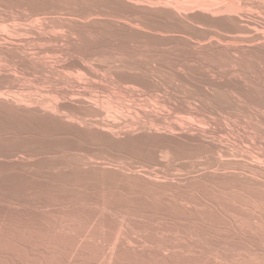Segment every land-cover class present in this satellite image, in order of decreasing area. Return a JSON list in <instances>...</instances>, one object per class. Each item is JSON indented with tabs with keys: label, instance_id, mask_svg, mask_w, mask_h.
I'll use <instances>...</instances> for the list:
<instances>
[{
	"label": "bare ground",
	"instance_id": "6f19581e",
	"mask_svg": "<svg viewBox=\"0 0 264 264\" xmlns=\"http://www.w3.org/2000/svg\"><path fill=\"white\" fill-rule=\"evenodd\" d=\"M52 4H54V3H52ZM30 11L35 13L33 16H36V18L34 17V19H36V21L34 20L35 23L33 24V21L29 20V21H32V25H29V23L27 24L29 26L21 25V23L24 21V18H22V17H21L22 18L21 20H23V21H21V23L18 22V24H20V25H12L11 23L4 22L5 20L3 21V19L0 20V115H3V117H2L3 119H5V120L7 119L5 121V123H7L8 126L14 127L11 125H15V124H17V126H19L20 122L23 125V123L27 124L28 122L34 120L35 125L40 124L41 127L44 126L46 128L45 132H47L48 127H53V128H48V132L50 129H52V130L59 131L58 132L59 134L57 133L58 135H60V132L63 135H68V136L71 135V137L73 136L75 139H77L74 141L80 140L79 142H81V140H82L81 143H83V144H81V145H83V146L85 144L84 143L85 139H83V136H81V135H83V133H86L89 136H91L92 141H95L96 142L95 144L98 143V146L96 145L98 147V151H94L93 149L87 150V149H83V148H82L84 151L83 153L79 152V154H78L75 151L74 153H76V155H78L79 158L76 157L74 154V156L76 158H78V160H76L77 162L76 161H74V162L77 163L76 165L85 175H87L86 173L90 172V171H94L95 173L97 171L105 173L106 169H104V167L112 166L113 171L116 174L115 178L118 181L117 182L114 181L115 183H112L111 181L108 180V178L104 179V180L102 178L97 180L102 175L96 179L95 178L96 174L94 176H92V178L94 177L93 180H90L91 177H89V176L91 174L87 175V177H89V178H86L84 176L78 178L77 176L79 175V173L78 174L76 173L77 175H74L75 173H73V175H74V177L75 176L77 177V180L79 181L78 184H80V181H82L84 179L87 181L85 183H89V182L92 183L91 186H93L94 189H98L100 191V193H102V194L106 193V192H109L110 194L124 193L126 195L140 194L142 196L144 195L146 197L147 196L150 197L148 199H151V198L156 199V197H158L160 195H162V196L167 195V193H169V191L171 193L172 192L174 193V189H175L174 194H176V190L183 192V190L185 191V189L188 188V187H186V185H188L189 180L186 177H189V175L186 174V172L184 173V174H186V177L183 173H182V175H184V176L182 177V175H181V177H180V175L179 176H174V175L170 176L169 174L172 170L170 171L169 169H167V172H168V170L170 171L169 174H167L163 171L165 168H168L169 163L166 164L167 166L163 165L165 168L163 169V167H162V170H161V169H158V167L156 168V166L153 167V166H150L149 164H148L149 166L143 165V164H141V161L136 162V161H138L136 159H134V162H133V160L130 161L128 159L130 156L136 157L135 155H137L138 153L141 154L143 149H145L144 144L148 145L147 143H149V145L146 146L147 147L146 149H148V150H146V149L145 150L148 152H152V153L157 152L155 154H158L157 155L158 159H160V156H161L162 157L161 160L164 159V157L166 158L167 155L171 154L170 151L174 155H176L173 151L181 152L182 149L184 148V146L186 147V146L192 145L194 143H195V145L198 144L199 146H201L200 151H201L202 146H204L205 147L204 149H206V150H208L210 148L218 154L217 161L215 160L217 162V164H214L216 166H214V168L207 166L208 168H211V170H212V171L210 170L211 171L210 173H212V175H213L212 182H214L213 179L217 180V178L215 176H217V177L219 176V178H221V179L227 176L225 173L227 171V169H226L227 167L222 166L223 165V160H222L223 158L222 157H224L222 153H226V152H224L226 149L224 150L223 146H225L227 144L224 143L225 140H224V142H221L222 139L220 136L222 134L221 133L222 130H226L225 127H223V129H221L222 126L220 124L219 125L221 126V128L219 126L214 127L213 124L211 125V124H209V122H204L201 119H199L200 121L197 120V118H196L197 111L195 113L192 110H189V109H191V107L188 110L186 109L185 115H187V118H184L185 115H183V118H181V115L184 113V112L183 113L181 112L182 114L179 115L180 118L177 117L179 119L176 120L173 117V115H172V117H173L172 118L170 115L165 114V113L164 114L160 113V112L155 113L156 111L154 108L153 109L155 112H152V111L148 110L149 108L146 109V107L140 106V105L136 104L135 102L134 103L132 102L133 103V104L131 103L132 105H129V103H128V105H125V104L121 105L122 98H115L114 99L115 101H117L116 99H121L120 100L121 103H116L115 101H112V98H110L109 95L107 96L106 94L111 93L110 91H112L111 89H113L111 87V85H113V87L115 85H117V87H119V85L121 83L123 84L126 81H129L131 84L133 82L136 83L138 86L143 88L142 91H146V90L157 91L159 86L162 83L160 84L159 81L157 82L155 77H157V76L159 77L160 72H163V70H165V68L174 70V74L172 75L171 78H174V80H177L178 82L181 81L182 84H183V82L188 83L186 81H190V82L195 81V79H197L196 81H198L199 76L198 77L196 76L197 78H195L194 74L188 73L187 71L193 72L195 69H202V70L204 69L205 71L207 70V72H208L207 74L203 73L204 75H202L200 77V78H202V81H203L202 84L204 86H201V84L199 82L195 81L196 82L195 84H197V83L200 84V86L198 85L200 87L199 91L197 90L199 87L198 86L196 87V90L198 91L197 97L202 96L203 98H206V100H208V98L211 99V98H213L212 96L219 94V91L220 92L223 90L225 91L226 90L225 87H226L227 90L224 92V95H221L222 92L220 93V95L222 97L226 96V98H227V96H228L230 99L236 100V101H234V100L233 101L236 102V104L238 103V105L243 104V103H239L240 101H242V102L245 101V103H247V102H250L253 100H256V102L259 101L258 104L260 105V102H264V0H72V4H70V1H69V4H67V5H60V4L59 5L58 4L57 5H48V4L45 5L44 4L41 6H37V8H34V11L33 10H30ZM0 16H2V15H0ZM30 16L32 17V15H30ZM30 16H28V17H30ZM26 18H25V20H27ZM13 20L17 21L18 19H16V17H15ZM13 23H15V22H13ZM221 67L226 68V70H221ZM28 71L36 72V73L40 72V74L45 75L44 76L45 79L42 77H41V79L43 82H44V80H46L47 83L50 85V86H48V84L45 81V83L47 84V87L49 89L48 91L46 90L47 91L46 94H44L45 92L44 93H38V91L33 88V87H35V85L33 83L30 84L31 82H33V81H31L32 79L30 80L31 81L29 83L30 85H26L27 83L25 84L26 78L28 79V77L26 76V73ZM100 72L105 74L106 77H109L108 78L110 80L109 81L110 84H108L109 86L105 85V84H104L105 85L104 86L100 83V81H102L103 77H105V76H103V74L101 75ZM165 72H167V71H165ZM30 75L28 74V76H30ZM36 75H35V77H36ZM43 75H41V76H43ZM35 77H34V79H35ZM106 79H105V81H106ZM162 79H164V78L162 77ZM36 80L37 79H35V81ZM28 81H29V79H28ZM28 81H26V82H28ZM202 81H200V82H202ZM38 84H42V82L38 83ZM126 84H128V83H126ZM193 84H194V82H193ZM31 85H33V86H31ZM137 85H135V86H137ZM160 87H162V86H160ZM35 88H37V87H35ZM41 88H43V87H41ZM120 88H123V87H119V88H115V89H118V91H120ZM129 88H131V87H129ZM142 88H140V89H142ZM189 88H191V87H189ZM2 89L3 90L5 89V90L3 91ZM44 89H46V88H44ZM137 89H136V91H137ZM140 89H138L137 92L141 91ZM41 90L43 91V89H41ZM183 90H184V88H183ZM196 90L192 93H195ZM39 91H40V89H39ZM102 92L106 93L104 96H107L110 99H106L107 97L102 98V96H103L101 94ZM125 92L127 94L132 93L129 91H125ZM98 93H99V95L101 94V96H99ZM120 93H121V91H120ZM120 93H119V95H120ZM154 93H156V92H154ZM42 94H44V95H42ZM113 94L114 93L112 92L111 95H113ZM137 94L140 95V93H137ZM137 94H136V96H137ZM122 95H123V91H122ZM149 95H151V94H149ZM131 96L134 99L132 94H130L129 97H131ZM221 96H219V98L223 99V101H224L225 98H222ZM115 97H116V95H115ZM126 98L127 97H125V99ZM192 98H193V96H192ZM216 99H218L217 96H216ZM168 100L170 101V99H168ZM228 100L225 99L226 102ZM214 101H216V100L212 99V101H210V102L214 103ZM219 101L220 100L218 99V102ZM233 101H232V103H234ZM163 102H165V101H163ZM163 102H162V105H161V103H159L162 107H163ZM197 102H198V100H197ZM230 102H231V100H230ZM167 103L168 102L166 101V104ZM179 103H182V102H179ZM150 104H152V103H150ZM174 105H175V103H174ZM176 105H177V103H176ZM176 105L174 108L177 111L178 106L180 104L178 106H176ZM185 105H189V104H185ZM202 105H203V102H202ZM212 105L213 104H211L210 107H212ZM222 105L220 103V106H222ZM242 106H244V105H242ZM217 107L218 106L216 105L215 108L217 109ZM249 107H250V105H249ZM215 108L213 110H216ZM241 108H244V107H241ZM245 108H246V106H245ZM181 109H183V107ZM229 109H230V107H229ZM171 110L175 112V110H173V109H171ZM236 110H237V107H236ZM246 110H247V108H246ZM182 111H185V110L183 109ZM199 111H201V110H199ZM168 112L170 114V111H168ZM241 112L243 113V111H241ZM175 114H174V116H175ZM227 114H228V112H227ZM218 115H219V112L217 113V116ZM223 115H225V114H223ZM217 116H215L216 119L219 117L221 118V115H219L218 117ZM248 116H249V114H248ZM202 118H203V116H202ZM3 119H1V120H3ZM209 119H211V117ZM219 119L217 121H220ZM223 119H225V117ZM236 119H237V117H236ZM254 119L256 120V117H254ZM254 119H253V121H254ZM260 119H261V116H260ZM207 120H208V117H207ZM207 120H205V121H207ZM263 120H264V118H263ZM263 120H261V121H263ZM258 121H260V120H258ZM258 121H255V123ZM17 122H19V123H17ZM36 123H38V124H36ZM230 123H232V122H230ZM238 123H240V122H238ZM255 123L253 125L257 124V123L255 124ZM260 123L262 124V122H260ZM260 123L258 122V124H260ZM33 124L34 123H32L31 125H33ZM25 125H23V127ZM27 125H30V124H27ZM227 125H228V123H227ZM261 126L263 128L264 125L262 124ZM25 127L27 128L28 126H25ZM33 127H35V126H32V129H33ZM41 127H40V129H41ZM35 128H37V127H35ZM45 128H44V130H45ZM233 128H235V125ZM243 128H244V126H243ZM19 129L18 130L15 129V132L16 131L19 132ZM29 129H28V131H29ZM253 129H255V128L253 127ZM22 130H20V131L22 132ZM41 130H43V129H41ZM227 130H229V129H227ZM12 131H11L12 134H16V133H14V129ZM40 132H42V131H40ZM226 132L231 133L230 130L226 131ZM237 132L239 133V131H237ZM22 133H25V132L23 131ZM34 133L30 132V134H33V136H30V134L28 135V136H30V139H31V137H33L31 140H29V138H27L28 140L26 139V137H27V135H25L26 133L22 134V135L26 136L25 137L26 141H24V144L25 145L27 144V146L20 145L21 148H19L18 150L17 149L12 150V153H10L9 155L7 154L9 152L8 151L6 153L8 156L7 159H9L11 157L10 159L13 158V161H14V160H16L14 158L17 157V158H22V160H24L25 163H29V162H32L33 160H35V158H37V156L40 157L41 154L47 153V155H48L49 151L46 152V150L44 149V148H46V146L43 148L46 140L43 141V139H40V141L42 140L44 143L42 142L43 145L41 146V144H42L41 143L39 146L38 145L39 143L36 144L34 141H32L34 138H36ZM44 133H43V135H41L39 133H35V134L44 136L45 135ZM51 133H50V135L52 136ZM225 133H224V136L226 137L227 133L226 134ZM252 133H255V134L252 135ZM231 134H233V133H231ZM22 135H21V137H22ZM237 135H235V136H237ZM19 136H20V134H19ZM19 136H18V138H19ZM228 136H232V135H228ZM45 137H47V135H45ZM66 137L67 136H65V138ZM71 137H67V138L72 139ZM84 137L86 138L87 136L84 135ZM227 137H226V139H227ZM240 137H242V136H240ZM249 137H253L255 139V140H253V139L251 140V141L255 142L254 143L255 145L264 144V129H261L260 125H259V127L256 126L255 131L252 132V130H251V134ZM218 138H220V139H218ZM141 139H143V140H141ZM228 139H232V140L234 139V141L236 140L233 137L228 138ZM237 139H240V138H237ZM246 139H250V138H246ZM90 140H91V138H90ZM232 140H231V142H232ZM92 141H88V142H92ZM140 142H146V143L141 144ZM222 143L225 145H223ZM236 143H238L237 140H236ZM236 143H233V144H236ZM46 144H47V141H46ZM89 144H91V143H89ZM230 144H232V143H230ZM238 144H236V145H238ZM77 145H78V143H77ZM59 146L61 148V146H63V145H59ZM78 146H80V145H78ZM85 146H86V144H85ZM87 146H89V145H87ZM93 146H95V145H93ZM233 146L238 148L240 145L238 147L235 145H233ZM233 146H232V148L234 151V149L236 150V148H234ZM246 146L249 148L248 145H246ZM206 147H209V148L207 149ZM68 148L70 150V147H68ZM232 148H229V153L230 152L232 153V151L230 150ZM47 149H49V148H47ZM187 149L189 150V148H187ZM227 149H228V147H227ZM251 149H253V148H251ZM75 150H77V149H75ZM185 151L184 150L182 151V153H183L182 155H184ZM237 151H239V150L237 149ZM247 151H250V150H247ZM0 152L2 153V151H0ZM44 152H46V153H44ZM55 152L57 153V151H55ZM59 152H60V150H59ZM70 152H72V151H70ZM144 152L145 151H143L142 153H144ZM208 152H211V151L208 150ZM241 152H243V150L240 151V156H243L244 153L241 155ZM108 153H110V154H108ZM145 153H147V152H145ZM231 153H230V155L232 156L233 153L232 154ZM234 153H237V152H234ZM249 153L251 154V152L247 153L248 156L250 155ZM4 154H0V156L1 155L3 156ZM57 154H55V155H57ZM209 154H211V153H209ZM247 154H246V156H247ZM55 155H54V157H55ZM162 155H166V156H162ZM213 155H214V152L210 156H213ZM225 155L227 156V154H225ZM4 156H6V155H4ZM4 156H3V158H4ZM45 156H42L40 159H44L43 157H45ZM198 156H200V155H198ZM214 156L217 157V155H214ZM246 156L243 157V158L247 159V160L245 159L246 160L245 164L242 163L244 159H242V162H241L242 163L241 167L245 168V169L243 168L244 171L242 172V170H241L240 175L238 174V173H240L238 171V173L234 176L235 179H236V177L238 179L237 183L240 184L243 182V184L241 186H239V189L236 190V189H234L235 188L234 187L232 190L233 185H231V190H230L229 189L230 187L227 184L226 185L228 186L229 190L225 187H222V185H224L225 182L229 183V181L227 179V181L226 180L223 181L224 183L221 181L223 184H221L219 182L221 184L220 189L218 188L217 190H215L216 187L212 185L213 187H215V189L210 190V191H212L214 193L210 192V193L202 194V192L204 191L203 188H202L203 191L200 192L199 194H197V192H194L193 190L188 191V192H184V194L182 192L179 193L177 191L180 194V197H182L181 198L182 200H189L188 198L187 199H183V198L188 193L189 194L191 192L195 193V195H193V196L198 197V199L200 198L201 200L200 199L199 200L202 203L200 202L199 204H195L197 202L196 201L197 198L195 200H193L194 198L192 199V196H190L191 199H190V201L187 202V205H185V204L180 205L179 204L180 206H178V207L175 205L172 206L169 204V202L171 201L173 203L174 199L178 197V194H176L175 197L173 194L172 195V197L174 198L173 200L169 199L170 200L169 202L166 200V204H168V205H162V204H160L161 202L159 203L156 200V202L151 204L152 206L149 209L150 210L153 209V210H155V212L156 211L157 212L158 211H161V212L165 211L166 213L167 212H172V213L174 212L173 213L174 215H176L175 213L177 211H180V212L182 211L185 214H187L186 212H188V214H191V216H192L193 212H198L197 214H201V215L203 214L204 219L205 218L207 219L208 225H206V226H209V228L214 230V231L216 229H220L218 227H220V226L224 227V225H226L225 224L226 223L225 216L227 218V216L230 212L237 214V212L239 211V216L237 214V218L239 217V222H233L232 223L231 220L235 221L236 218H235V220H233V218L231 219V216H230L231 220L228 218L227 219L230 220V222L232 224L239 223L237 225H239V231H240V230L244 229L245 227H248L247 225L250 224V223L247 224L245 222L246 226L244 225L245 227L242 228L243 223H244V222L242 223V219L248 216V218L251 221V224H250L251 228H248V230L251 229L250 234H252L254 236L253 239L256 242H258L261 246L262 245L264 246V153H259V154H255L254 156H252L253 160L251 163L247 162L248 156L247 157ZM54 157H52V158H54ZM147 157H148L147 159H149V158L151 159V153L150 154L148 153ZM171 157L172 156H170V158ZM229 157L227 156L225 158L226 159L228 158L231 161L232 158L231 157L229 158ZM234 157H236L235 159L237 161L240 160V159H237L238 156H236V154L234 155ZM143 158H144V156L141 157L142 160H143ZM178 158L181 159L182 157H178ZM201 158H203V157H201ZM212 158L210 161H212ZM45 159H46V157H45ZM152 159H155V158H152ZM233 159H232V161H233L232 163L235 164L234 161H236V160H233ZM0 160H1V158H0ZM22 160H20V162ZM144 160H145V158H144ZM166 160L169 161V158L168 159L166 158ZM3 161H6V160L3 159ZM7 161L9 162V160H7ZM16 161L18 162L19 160H16ZM105 161H107V162H105ZM237 161H236V163L238 165L236 166V164H235V165H233L234 167L239 166L240 163ZM154 162L156 163V161H154ZM170 162H171V160H170ZM186 162H188V161H186ZM227 162H224V163H226L224 165L227 166V164H228ZM11 163H12V161H11ZM172 163L174 164V161ZM208 163H209V161H208ZM208 163L206 162L204 164L210 165V163L209 164ZM144 164H146V163H144ZM22 165H23V163H22ZM30 165H32V164H30ZM74 165L75 164H73V166ZM76 165H75V168H73V169L77 168ZM151 165H153V164H151ZM159 166H160V164H159ZM231 166H232V164H231ZM231 166H228V169H230L229 167H231ZM187 167H189V166H187ZM241 167H240V169H241ZM78 168L76 170H78ZM159 168H161V166ZM170 168H171V165H170ZM202 168L198 169V170H202ZM172 169H174V168L172 167ZM175 169H176V173L178 175L177 168H175ZM181 169H179V172H181L180 171ZM205 169H207V168L205 167ZM183 170L184 169H182V172H184ZM191 170H192V168H191ZM235 170H238V168ZM185 171H187V170H185ZM193 171L194 170L191 171L192 174H193ZM204 171L207 172V171H209V169L204 170ZM234 171H232V172L233 173L237 172V171L236 172H234ZM114 172H112V173H114ZM174 172L175 171H173V173ZM189 172L190 171H188V173ZM200 172H199V174H200ZM206 172H204V173H206ZM232 172H230V173L228 172L229 173L228 176ZM83 173L81 174V176L83 175ZM97 173L99 174V172H97ZM194 173H196V172H194ZM33 174H34V172H33ZM98 174H97V176H98ZM179 174H181V173H179ZM192 174H191V176H192ZM73 175H71V176H73ZM196 175H197V177L195 179H198V174H196ZM205 175L206 174H204V176ZM208 176H205V177L208 178ZM220 176H224V177H220ZM231 176H233V175L231 174ZM192 177H194V174ZM200 177H201V180H203L205 178V177L202 178V176H200ZM210 177H211V175H210ZM238 177L241 178V182L239 181L240 179ZM112 178H114V177H112ZM115 178L112 180H115ZM62 179H64V178H62ZM62 179H60V180H61V182L64 183V181L67 178L64 181H62ZM72 180L74 181L73 177H72ZM105 180H108L110 183H106ZM129 180H132V181L135 180V181H137V183L138 182L140 184L142 183V185L140 187H134V183L132 182L133 184H131L130 183L131 181H129ZM187 180H188V182H186ZM192 180H194V179H192ZM201 180H199V181L201 182ZM122 182H128V184L132 185L133 187L130 185H127L126 183H125L126 185H124ZM192 182L194 184V181H192ZM195 182H197V181H195ZM203 182H204V180H203ZM212 182H211V184H213ZM230 182H231V184H234V183H232V181H230ZM120 183L123 184V186L121 185V187L125 188L123 191L120 190V189H123L120 187V185H119ZM208 183H210V182H208ZM60 184L61 185H59V186H61L62 188L60 187L56 190L55 189L54 190H52V189L44 190L43 189L44 192H46L45 195H50V196H54V197H67L68 195H76L77 197H80V196L82 197L84 195L87 196L88 192H90L88 190V188H85L84 183H83L84 188L81 187L80 185H77V186H80L82 189L76 187V185H73V189H74L73 191H67L66 188H68V187L63 188V186L65 184H62V183H60ZM140 184H138V186ZM211 184H210V186H211ZM226 185H224V186H226ZM135 186H137L136 183H135ZM192 186H190V187H192ZM207 186L209 187V185H206V187ZM234 186H238L236 184V182H235ZM188 189H190V188H188ZM211 189H213V188H211ZM40 190H38L39 191L38 193H41ZM69 190H70V188H69ZM205 190H207V189L205 188ZM196 191H197V189H196ZM35 192H37V191H35ZM92 192H94V191H92ZM206 192H208V190ZM203 193H205V192H203ZM181 194H183V195L181 196ZM90 195H92V194H90ZM140 195H139V198H140ZM101 196H103V195H101ZM113 196H115V195H113ZM104 197L105 196H103V198ZM118 197H120V196H118ZM133 197H136V195ZM127 198H123V199H127ZM143 198L144 197H142V200H143ZM130 199H129V201H130ZM167 199H168V197H167ZM177 199H175V200H177ZM203 199L205 202H203ZM191 200L196 201V202L194 203ZM151 202H153V201L151 200ZM177 202L181 203L182 201H180V199H179V201L177 200ZM190 202H192V205L189 204V206H188V203H190ZM193 203H194V205H193ZM230 203L232 205H230ZM140 207H142V206H140ZM148 207H149V205H148ZM137 208H139V207H137ZM143 208L146 209L147 206L146 207L144 206ZM123 209L128 210L126 207ZM139 210H140V208H139ZM148 210H146V211H148ZM132 211L133 210H131V212ZM146 211H144V213ZM126 212L128 214L129 211H126ZM141 212H143V210H140V213ZM151 212L154 213V211H151ZM180 212H179V214H180ZM116 214H115V216H116ZM171 214H169V215H171ZM201 215H198V216H201ZM223 215H225V216H223ZM118 216H119V213H118ZM183 216L186 217L187 215L183 214ZM234 216H236V215H234ZM137 218H139V217H137ZM187 218L190 219L191 217H189V215H188ZM201 218H202V216H201ZM249 219L246 221H249ZM191 220H193V218L190 219V221ZM228 220H227V222L230 223ZM62 221H64V220H62ZM224 221H225V223H224ZM67 222L68 221H66V224H67ZM77 222L75 224H77ZM71 223H74V222L72 221ZM240 223L242 224V226L240 225ZM125 224L126 223H124L123 225H125ZM190 224L192 225L191 222H190ZM70 225L72 226V224H70ZM222 227H221V229H222ZM232 227H233V225L231 226V228ZM123 228H125V226ZM209 228L207 230H209ZM226 228H227V225H226ZM188 229H189V227L187 226V230ZM124 230L127 231L126 229H124ZM124 230H122V231L124 232ZM228 230H229V227H228ZM244 230H246V229H244ZM248 230H246L247 231L246 234L247 233L249 234ZM214 231L213 232L211 231V232L214 233ZM220 231H222V230H220ZM223 231H226V229L225 230L223 229ZM123 232H122V235H123ZM192 232L193 231L191 230V233ZM208 232H207V234H210ZM244 232L241 231V234L243 233L242 237L245 236ZM125 233H127V232H125ZM128 233H132V232L128 231ZM124 235L130 236V234H124ZM210 235L212 236L213 234H210ZM240 235L235 236V237H239ZM187 236L190 237L189 235H187ZM225 236H227V235H225ZM91 237H89V238H91ZM116 237H118V236H116ZM128 237H126V238H128ZM248 237L249 236L244 237L243 240H241V241H245V242L247 241L249 243L252 240H250V238H248ZM191 238L188 240H191ZM209 238H207V239H209ZM212 238H214V237L212 236ZM232 238L234 239V237H231V239L230 238L229 239L233 240ZM219 239L221 240L222 238L219 237ZM239 239H240V237H239ZM239 239H238V241H240ZM116 240L117 239L115 238V241ZM131 240H133V239H131ZM184 240H185V238H184ZM212 240H210L211 244L217 243V242L216 243L212 242ZM223 240H224V238H223ZM226 241H227V243H229L228 242L229 240L227 238H226ZM241 241H240V244H242ZM128 242H129V239H128ZM221 242H218V243L221 244ZM223 242H225V240ZM236 242H237V240H236ZM245 242H243V244ZM232 243L233 242H230V244H232ZM250 243H249V245L248 244L247 245L249 247L251 246V247L255 248V246H252L254 243L252 242L253 243V244L251 243L252 245ZM238 244H239V242H238ZM259 244H257V245H259ZM113 245H115V243ZM254 245H256V244H254ZM245 246H246V243H245ZM248 246H247V248H248ZM242 247H241V249H242ZM247 248L245 247V249H246L245 252L247 251ZM250 249L248 248V250H250ZM259 249H260V247H259ZM56 250H58V249H56ZM255 250L258 251L257 248ZM256 251L254 253H256V257L258 256L260 260L257 257V260H254V262L257 261L256 262L257 264H264V257L260 256V254H258ZM250 252L248 251L247 253H250ZM259 252H261V250H259ZM111 253H112V251H111ZM254 253L251 254L252 257L254 256ZM261 254H263V253H261ZM241 255H243V254H241ZM110 256L112 257L111 254H110ZM246 256H248V255H246ZM248 257H250L251 259H254L251 256H248ZM115 258H117V257H115ZM115 258H113V259L115 260ZM243 258H245V257H243ZM109 259H110V257L108 258V260ZM120 259L116 260L114 262V264H139V263H141V262H139V263L131 262V260L129 261L127 259H124V260H120ZM251 259H250V261H251ZM110 260L113 264L114 260L112 261V258ZM241 260H243V259H241ZM221 261H222V259H221ZM221 261H219V262L221 263ZM107 262L111 263L110 261H107ZM222 262H224V261H222ZM243 262H244L243 264H245V261H243ZM171 263L172 264H191V262H187V261L186 262L180 261V262H175V263H174V261H172Z\"/></svg>",
	"mask_w": 264,
	"mask_h": 264
},
{
	"label": "rangeland",
	"instance_id": "374dc122",
	"mask_svg": "<svg viewBox=\"0 0 264 264\" xmlns=\"http://www.w3.org/2000/svg\"><path fill=\"white\" fill-rule=\"evenodd\" d=\"M24 1V2H23ZM67 1V2H66ZM69 1H70V4H72V0H0V15H2V16H0L1 18H0V20H2L3 19V21L4 22H8V23H11L12 25H20V24H18V22L19 23H21V21H23V20H21L22 18H24V21L21 23V25H25V26H29V25H32V21H33V24L35 23V21H36V19H34V17L36 18V16H33L35 13H33V12H31L30 10H33L34 11V8H37V6H41V5H46V4H48V5H67V4H69ZM52 3H54V4H52ZM4 7V8H3ZM26 7V8H25ZM33 8V9H32ZM11 9V10H10ZM24 9V10H23ZM16 10V11H15ZM26 10V11H25ZM5 11V12H4ZM26 13H25V12ZM2 12V13H1ZM24 12V13H23ZM33 13V14H32ZM17 14V15H16ZM26 15V16H25ZM30 15H32V17L30 16ZM28 16H30V17H28ZM16 17V19H18L17 21L16 20H13L14 18ZM18 17V18H17ZM22 17V18H21ZM27 17V18H26ZM25 18L27 19V20H25ZM7 19V20H6ZM20 19V20H19ZM29 20H32V21H29ZM35 20V21H34ZM12 21V22H11ZM26 21V22H25ZM13 22H15V23H13ZM17 23V24H16ZM24 23V24H23ZM29 23V25H27ZM224 67H221V70H226V68H224ZM201 70V71H200ZM165 71H167V72H165ZM203 71V72H202ZM171 72V73H170ZM188 73H191V74H194V76H195V78H197L198 76V81H196L197 79H195V81L196 82H199L200 84H201V86H204L202 83H203V81H202V78H200L202 75H204V74H207L208 72H207V70L205 71L204 69L202 70V69H195L193 72H189V71H187ZM195 72V73H194ZM35 73V74H34ZM39 73V74H38ZM101 73V75L103 74L102 72H100ZM197 73V74H196ZM202 73V74H201ZM204 73V74H203ZM28 74L31 76H28ZM37 74V75H36ZM163 74V75H162ZM174 74V70H171V69H167V68H165V70H163V72H160V75H159V77L157 78V77H155V79H156V81L158 82L159 81V83L161 84H159L160 86H162V87H160L159 86V88H158V92L157 91H150V90H146V91H142L143 90V88L142 87H140V86H138L136 83H130L129 81H126V82H124L123 84L121 83L120 85H119V87H123V88H120V91H121V93H120V91H118V89H115V88H119V87H117V85H115L114 87H113V85H111V87L113 88V89H111L112 91H110L111 93L109 94V93H104V92H102L101 94L103 95L102 96V98H106L108 95L110 96V98H112V101H115L114 99L115 98H122V100L121 99H116L117 101H115L116 103H121V105H128V103H129V105H132L134 102L136 103V104H138V105H140V106H144V107H146V109H148V110H150V111H152V112H155V113H157V112H160V113H165V114H168V115H170L171 117H172V115H173V117L176 119V120H178L179 118H180V116L179 115H181L183 112V114L181 115V118H183V115H185L186 113V109L188 110L190 107H191V109H189V110H192L193 112H195L196 113V111H197V113H196V118H197V120H199V119H201L202 121H204V122H209V124H213V126L214 127H220L221 128V126H222V128L221 129H223V127H225L226 128V130H222V134L220 135L221 136V142H224V140H225V142L224 143H226L227 145H225V144H223V145H225V146H223L224 147V152H226V153H222L223 154V156L224 157H222L223 159V165L222 166H224V167H227L226 169H227V171L230 173V172H232V171H234L235 169H237L238 168V170H235L234 172H236V173H231L233 176H231V174L228 176V172L226 171L225 173H226V177H224V176H220V177H224V178H219V176L217 177V176H215L216 178H217V180L216 179H213V181L214 182H212V178H213V175H212V173H210L212 170H211V168H214V166H216V165H214V164H217V158H218V154L215 152V151H213L212 149H210L209 147H206L208 150H210L211 152H208V150H206V149H204L205 147L204 146H202V148H201V151H200V147L201 146H199L198 144L197 145H195V143L194 144H192V145H188V146H184V148L182 149V151L184 150H186L185 152H184V155H182L183 153H182V151L181 152H176V151H173L176 155H174L171 151H170V153L171 154H169V155H167V159L169 158V161L168 160H166V158L164 157V159H162L161 160V156H160V159H158V157H157V155L158 154H155V153H157V152H155V153H152V152H148V151H146V150H148V149H146L147 147L146 146H148L149 145V143H147L148 145H146V144H144V143H146V142H140L141 144L143 143L145 146H144V148L146 149H143V151H145V152H147V153H142L141 152V154L144 156V158H145V160H144V158H143V160L141 159V157H143L140 153H138L137 155L139 156H137V155H135L136 157H129L128 159L130 160V161H132L133 160V162H134V159H136V160H138V161H136V162H140L141 161V164H143V165H147V166H153V167H155L156 166V168L158 167V169H161L162 170V167H163V169L165 168L164 166H167L166 164H168V168H165L163 171L165 172V173H167V174H169V172H170V176H172V175H174V176H179L180 175V177H181V175H182V173L184 174L185 172H186V174H188L189 175V177H186V174H184L185 175V177L189 180V182H188V180L186 181V182H188V185H186V187H188V188H192L191 190L190 189H188V188H186L185 189V191L183 190V192L182 191H178V190H176V194H178V199L177 198H175V199H177L178 201H179V199H180V201H182L181 203L180 202H177V200H175L173 197H172V195L175 193V189H174V193L172 192H170L169 191V193H167V195H160V196H158V197H156V199H148V198H150V197H146V196H142V195H140V194H135L136 195V197H133V196H135V195H126V194H124V193H113V194H110L109 192H106V193H100V191L98 190V189H94L93 188V186H91L92 185V183H85V182H87L86 180H82V181H80V184H78V180H77V177L79 178V177H86V178H89V177H91L92 178V176H94L95 174V178L97 179L99 176H101V177H99L97 180H99V179H107L108 178V180L109 181H111L112 183H115V182H117L118 180H116V174H115V172L113 171V167L112 166H110V167H104V169H106L105 170V173L104 172H100V171H97V172H99V174L96 172H94V171H90V172H87L86 174L87 175H90L89 177H87V175H85L79 168H78V166L76 165L77 163V161L76 160H78V155H76V153H74L75 151L79 154V152L80 153H83L84 151H83V149H93L94 151H98V143L97 144H95L96 142L95 141H92V137L91 136H89L88 134H86V133H83V135H81V136H83V139H85V144H86V146H85V144H84V146L83 145H81V144H83V143H81L82 142V140H81V142H79V141H74V140H77V139H75L73 136L71 137V135L70 136H68V135H63V134H61V132H60V135H58L59 133V131H57V130H52V129H50L49 130V132H48V128H53V127H48L47 128V132H45L46 131V128L44 127V126H42L41 127V125L39 126V125H35V122H34V120H32V121H30V122H28L27 124H30V125H27L26 123V125L23 123V125H25V126H28L27 128L24 126L23 127V125H22V123L20 124L19 122H17V123H19V126H17V124H15V125H11V126H14V127H10V126H8L7 125V123H5V121L7 120H5V119H3L2 117H3V115H0V151H2V153L0 152V154H4V155H6L7 156V154L9 155L10 153H12V150H18L19 148H21V146L20 145H22V146H27V144L25 145L24 144V141H26V139L27 138H29V140H31L33 137H31V139H30V136H33V134H30V132H35V133H39V134H41L42 132L45 134V135H47V137H45V135L44 136H41V135H43V133L41 134V135H37V134H35L34 133V135H35V137L37 138H34L32 141H34L36 144H38L39 146H40V144L43 142V141H47V144L49 145H47L46 144V141H45V145L43 146V148L46 146V148H44L45 150H46V152H48V155H47V153L46 152H44V153H46V154H41L40 155V157L39 156H37V158H35V160H33L32 162H29V163H25V161L24 160H22V158H17V157H15L14 159H16V160H19L18 162L16 161V160H14L13 161V158L12 159H7L8 158V156L6 157V156H4V158H3V156L1 155L0 156V158H1V160H0V264H112V262H111V258H112V261L114 260L113 258H115V257H117V258H115V260L113 261V264H114V262L116 261V260H119L120 258V260H124V259H127V260H131V262H135V263H139V262H141V263H139V264H172L171 262L172 261H174V263L175 262H180V261H184V262H191V264H224L225 262V264H243L244 262L243 261H245V264H257L256 262L257 261H255L254 262V260H257V257H256V253H254L256 250V248H257V250L258 251H256L258 254H260V256H262V257H264V246L262 247L258 242H256L253 238H254V236L252 235V234H250V230L251 229H249L248 230V228H251L250 227V224H251V221H250V219L248 218V216L247 217H245V218H241L242 219V223H243V226H242V224L240 223V225L242 226V228H244L245 226H246V223L248 224V223H250V224H248L247 226L248 227H245L244 229H246V230H248V232H249V234L247 233L246 234V230H244V229H242V230H240L239 231V225H237V224H239V223H235V224H232L233 222H239V217L237 218V214H238V216H239V211L237 212V214H234V213H229L228 214V216H227V218L228 219H230V216H231V219L233 218V220H235V218H236V220L235 221H232L231 219V222H230V220H228L227 218H226V216L225 215H223V216H225V219H226V223H225V221H224V223L227 225V228H226V225H224V227H222V226H220V227H218V228H220V229H216L215 231L214 230H212V229H210L209 228V226H206V225H208L207 223V219L205 218L204 219V216H203V214L201 215V214H197L198 212H193L192 213V216H191V214H188V212H186L187 214H185V213H183L182 211L180 212V211H177L175 214L176 215H174L172 212H165V211H156L155 212V210H150L149 208L152 206L151 204L152 203H154V202H156V200H157V202H161L160 204H162V205H168V204H166V200L169 202L170 200H173L174 199V201H173V203L170 201L169 202V204L170 205H175V206H180V205H182V204H185V205H187V202L188 201H190V199H191V197L190 196H192V199L193 200H195L196 198V201H193V200H191L192 202H196L195 204H199L201 201V199L199 200L198 199V197H195V196H193V195H195V193H188L183 199H189V200H182L181 198L182 197H180V192H182L183 194H184V192H188V191H194V192H197V194H199L200 192H202L203 191V189H204V191L203 192H205V193H203L202 192V194H206V193H210V192H212V191H210V190H214L215 189V187H216V189L215 190H217L218 188L220 189V187H221V184H223L224 182L223 181H227V179H228V181H229V183L228 182H225L224 183V185H229V189L231 190V185H233V187H232V190H233V188L234 189H239V186H241L242 184H243V182L242 183H237V177H236V179H235V175L238 173V171L240 172V173H238L239 175L241 174V170H242V172L244 171V167H241V164L242 163H244L245 164V161L247 160L246 158H243V157H245L246 156V154L248 153V152H251V154L248 156V154H247V156H248V163H251L252 162V160H253V158H252V156H254L255 154H259V153H264V144H261V145H255L254 143L255 142H253V141H251L252 139L253 140H255L253 137H249L250 136V134H251V130H252V132L253 131H255V129H256V126H258L259 127V125H260V128L261 129H264V126H263V128H262V124L264 125V120H263V118H264V102H260V105L258 104L259 103V101H257L256 102V100H253V101H250V102H247V103H245V101L244 102H242V101H240L239 103H243V104H240V105H238V103L236 104V102H234V101H236V100H234V99H230L228 96H227V98H226V96H221V95H224V92L227 90V88L225 87V91L223 90V91H219V94H217V95H214V96H212L213 98H211V99H209L208 98V100H206V98H203L202 96L200 97V96H198L197 97V92L199 91V89H200V84H195L196 82L195 81H192V82H190V81H186V82H188V83H185V82H183V84L181 83V81L180 82H178L177 80H174V78H171L172 77V75ZM196 74V75H195ZM35 75H36V77H35ZM41 75H43V74H40V72H30V71H28L27 73H26V76L28 77V79H29V81H28V79L26 78V81H28V82H26L25 81V84L26 85H30V84H34L35 85V87H37V88H35V87H33L34 89H36L37 91H38V93H44V94H46V92L49 90L48 89V87H47V81L46 80H44V82L42 81V79H41V77L42 78H44L45 79V75H43V76H41ZM166 75V76H165ZM35 77V79H37L36 81H35V79H34V77ZM39 76V77H38ZM103 76H105V74H103ZM197 76V77H196ZM30 77V78H29ZM162 77L164 78V79H162ZM40 78V79H39ZM106 79V81H105V79ZM109 77H103V79H102V81H100V83L102 84V85H108V84H110V80L108 79ZM201 80H200V79ZM32 79V80H31ZM158 79V80H157ZM172 79V80H171ZM33 81V82H31V81ZM202 81V82H200V81ZM45 81H46V83H45ZM161 81V82H160ZM31 82V83H30ZM42 82V84H38V83H41ZM177 82V83H176ZM193 82H194V84H193ZM30 83V84H29ZM126 83H128V84H126ZM191 83V84H190ZM137 85V86H135V85ZM178 84V85H177ZM104 85V86H105ZM181 85V86H180ZM199 85V86H198ZM31 86H33V85H31ZM48 86H50L49 84H48ZM109 86V85H108ZM177 86V87H176ZM199 87L197 90H196V87ZM41 87H43V88H41ZM129 87H131V88H129ZM142 88V89H140V88ZM186 87V88H185ZM188 87V88H187ZM189 87H191V88H189ZM44 88H46V89H44ZM134 88V89H133ZM140 89L141 91H139V92H137L138 91V89ZM178 88V89H177ZM183 88H184V90H183ZM39 89H40V91H39ZM41 89H43V91L41 90ZM115 89V90H114ZM131 89V90H130ZM136 89H137V91H136ZM161 89V90H160ZM3 90V89H2ZM5 90V89H4ZM3 90V91H4ZM47 90V91H46ZM114 90V91H113ZM134 92H133V91ZM145 90V89H144ZM176 90V91H175ZM196 90V92L195 93H192V92H194ZM220 90V89H219ZM122 91H123V95H122ZM125 91H129V92H132V93H126ZM185 91V92H184ZM112 92L114 93L113 95H111L112 94ZM118 92V93H117ZM154 92H156V93H154ZM178 92V93H177ZM191 92V93H190ZM116 93V94H115ZM119 93H120V95H119ZM134 93V94H133ZM137 93H140V95L139 94H137ZM143 93V94H142ZM154 95H153V94ZM189 93V94H188ZM220 93H221V95H220ZM44 94H42V95H44ZM101 94L99 95V93H98V95L99 96H101ZM107 95V96H104V95ZM130 94H132L133 95V97H134V99L132 98V96L131 97H129L130 96ZM136 94H137V96H136ZM146 94V95H145ZM149 94H151V95H149ZM177 94V95H176ZM115 95H116V97H115ZM149 95V96H148ZM221 96L222 98H225V99H229L227 102L225 101V99H224V101H223V99H220L219 98V96ZM226 95V94H225ZM120 96V97H119ZM122 96V97H121ZM146 96V97H145ZM176 96V97H175ZM192 96H193V98H192ZM216 96H217V98L220 100L219 102H218V99H216ZM125 97H127L126 99H125ZM174 97V98H173ZM189 97V98H188ZM109 97H107L106 99H110ZM146 98V99H145ZM156 98V99H155ZM198 98V99H197ZM202 98V99H201ZM140 99V100H139ZM155 99V100H154ZM168 99H170V101L168 100ZM205 101H204V100ZM212 99L214 100H216V101H214V103L212 102H210V101H212ZM120 100H121V102H120ZM129 100V101H128ZM133 100V101H132ZM136 100V101H135ZM143 100V101H142ZM146 100V101H145ZM153 100V101H152ZM159 102H158V101ZM178 100V101H177ZM190 100V101H189ZM197 100H198V102H197ZM230 100H231V102H230ZM234 100V101H233ZM243 100V99H242ZM163 101H165V102H163ZM166 101L168 102L167 104H166ZM209 103H208V102ZM223 101V102H222ZM232 101L234 102V103H232ZM133 102V103H132ZM148 102V103H147ZM152 103V104H150V103ZM162 102H163V107L161 106L162 105ZM179 102H182V103H179ZM189 102V103H188ZM202 102H203V105H202ZM207 102V103H206ZM226 102V103H225ZM132 103V104H131ZM141 103V104H140ZM159 103H161V105L159 104ZM171 105H170V104ZM174 103H175V105H176V103H177V105L176 106H178L179 104V106L182 108L183 107V109L185 110V111H182L183 109H181L179 106H178V109H177V111L175 110V105H174ZM192 103V104H191ZM220 103H221V105L222 106H220ZM232 105H231V104ZM251 103V104H250ZM144 104V105H143ZM146 104V105H145ZM149 104V105H148ZM155 104V105H154ZM185 104H191L190 106L189 105H185ZM211 104H213L212 105V107H210L211 106ZM218 106L217 107V109L215 108L216 107V105ZM248 104V105H247ZM148 105V106H147ZM174 105V106H173ZM200 105V106H199ZM205 105V106H204ZM237 105V106H236ZM242 105H244V106H242ZM249 105H250V107H249ZM186 106V107H185ZM189 106V107H188ZM197 106V107H196ZM239 106V107H238ZM245 106H246V108H247V110H246V108H245ZM168 107V108H167ZM202 107V108H201ZM216 109V110H213L214 108ZM229 107H230V109H229ZM232 107V108H231ZM235 107V108H234ZM236 107H237V110H236ZM241 107H244V108H241ZM262 107V108H261ZM152 108V109H151ZM155 109V111H154V109ZM160 110H159V109ZM162 108V109H161ZM206 108V109H205ZM221 110H220V109ZM225 108V109H224ZM250 108V109H249ZM258 108V109H257ZM170 109V110H169ZM171 109H173V110H175V112L174 111H172ZM196 109V110H195ZM198 109V110H197ZM212 109V110H211ZM224 109V110H223ZM240 109V110H239ZM255 109V110H254ZM199 110H203L202 112L201 111H199ZM206 110V111H205ZM233 110V111H232ZM252 110V111H251ZM257 110V111H256ZM166 111V112H165ZM168 111H170V114H169V112ZM172 111V112H171ZM180 113H179V112ZM216 113H215V112ZM232 111V112H231ZM235 111V112H234ZM241 111H243V113L241 112ZM182 112V113H181ZM201 112V113H200ZM211 112V113H210ZM219 112V115H221V118L219 119V118H217L216 119V117L215 116H217V113ZM226 112V113H225ZM227 112H228V114H227ZM172 113V114H171ZM175 114V116H174V114ZM208 113V114H207ZM213 113V114H212ZM221 113V114H220ZM235 113V114H234ZM240 113V114H239ZM242 113V114H241ZM254 113V114H253ZM256 113V114H255ZM178 114V115H177ZM223 114H225V115H223ZM248 114H249V116H248ZM263 114V115H262ZM218 115V116H219ZM223 115V116H222ZM228 115V116H227ZM252 115V116H251ZM259 117H258V116ZM186 116V117H185ZM184 116V118H187V115H185ZM199 118H198V117ZM201 116V117H200ZM202 116H203V118H202ZM217 116V117H218ZM251 116V117H250ZM260 116H261V119H260ZM172 117V118H173ZM177 117H179V118H177ZM205 117V118H204ZM207 117H208V120H207ZM211 117V119H209ZM213 117V118H212ZM225 117V119H223ZM236 117H237V119H236ZM247 117V118H246ZM254 117H256V120L254 119ZM258 117V118H257ZM230 118V119H229ZM242 118V119H241ZM1 119H3V120H1ZM216 121H215V120ZM220 120V121H217V120ZM222 119V120H221ZM236 119V120H235ZM253 119H254V121H253ZM205 120H207V121H205ZM210 120V121H209ZM212 120V121H211ZM224 120V121H223ZM230 120V121H229ZM234 120V121H233ZM258 120H260V121H258ZM261 120H263V121H261ZM200 121V120H199ZM218 124H216L215 122ZM222 121V122H221ZM240 122V123H238V122ZM255 121H258L259 123L260 122H262V124L260 123V124H258V122H256L255 123ZM2 122V123H1ZM212 122V123H211ZM225 122V123H224ZM230 122H232V123H230ZM243 122V123H242ZM253 122V123H252ZM32 123H34L33 125H31ZM216 125H215V124ZM227 123H228V125H227ZM256 124V125H253V124ZM13 124V123H12ZM36 124H38V123H36ZM221 126H220V125ZM235 125V128H233L234 127V125ZM240 124V125H239ZM252 126H251V125ZM7 125V126H6ZM22 125V126H21ZM30 126V127H29ZM32 126H35V127H37V128H35V127H33V129H32ZM39 126V127H38ZM227 126V127H226ZM243 126H244V128H243ZM247 126V127H246ZM18 127V128H17ZM21 127V128H20ZM40 127H41V129H43V130H41L40 129ZM231 127V128H230ZM253 127L255 128V129H253ZM14 129V133H16V134H12V130ZM20 128V129H19ZM30 128V129H29ZM35 128V129H34ZM44 128H45V130H44ZM224 128V129H225ZM233 128V129H232ZM243 128V129H242ZM248 128V129H247ZM252 128V129H251ZM15 129L16 130H18L19 129V132L18 131H16L15 132ZM23 129V130H22ZM28 129H29V131H28ZM227 129H229L230 131H231V133H233V134H231V133H229V132H226V131H229V130H227ZM247 129V130H246ZM20 130H22V132L24 131L25 133H22ZM28 132H27V131ZM235 130V131H234ZM239 131V133L237 132V131ZM241 130V131H240ZM12 131V132H11ZM40 131H42V132H40ZM55 131V132H54ZM227 133H225V132ZM244 131V132H243ZM21 132V133H20ZM52 132V133H51ZM235 132V133H234ZM241 132V133H240ZM18 133V134H17ZM50 133L52 134V136L50 135ZM58 133V134H57ZM224 133L228 136V135H232V136H226L227 137V139H226V137L224 136ZM229 133V134H228ZM19 134H20V136H19ZM22 134H25V135H27V137L25 136V135H22ZM30 134V136H28ZM238 134V135H237ZM253 134H255V133H252V135ZM17 137H16V136ZM21 135H22V137H21ZM49 135V136H48ZM62 135V136H61ZM84 135L85 136H87L86 138L84 137ZM235 135H237V136H235ZM18 136H19V138H18ZM64 136V137H63ZM65 136H67V137H71L72 139H70V138H65ZM219 136V137H220ZM239 136V137H238ZM240 136H242V137H240ZM247 136V137H246ZM25 137H26V139H25ZM60 137V138H59ZM91 138V140H90V138ZM223 137V138H222ZM235 138L236 140H237V142L239 143H236V140L234 141V139L232 140V139H228V138ZM240 138V139H237V138ZM244 137V138H243ZM5 138V139H4ZM39 138V139H38ZM45 138V139H44ZM82 138V137H81ZM88 138V139H87ZM246 138H250V139H246ZM40 139H43V141L41 140L40 141ZM218 139H220V138H218ZM242 139V140H241ZM21 140V141H20ZM28 140V139H27ZM140 140V139H139ZM141 140H143V139H141ZM231 140H232V142H231ZM241 140V141H240ZM246 140V141H245ZM250 142H249V141ZM6 141V142H5ZM88 141H92V142H88ZM230 141V142H229ZM243 141V142H242ZM22 142V143H21ZM88 144H87V143ZM242 144H241V143ZM43 143L41 144V146L43 145ZM77 143H78V145H80V146H78L77 145ZM80 143V144H79ZM89 143H91V144H89ZM229 143V144H228ZM230 143H236V144H238V145H236V144H233V145H235V146H239L238 148H236V147H234L232 144H230ZM247 143V144H246ZM249 143V144H248ZM95 145V146H93V145ZM248 145L249 146V148L246 146V145ZM253 144V145H252ZM59 145H63V146H61V148H60V146ZM87 145H89V146H87ZM97 145V146H96ZM194 145V146H193ZM255 145V146H254ZM6 146V147H5ZM192 146V147H191ZM228 147V149H227V147ZM230 146V147H229ZM232 146L234 147V148H236V150L234 149V151H233V148H232ZM245 146V147H244ZM252 146V147H251ZM254 146V147H253ZM63 147V148H62ZM68 147H70V150H69V148ZM72 147V148H71ZM85 147V148H84ZM93 147V148H92ZM97 149H95V148ZM196 147V148H195ZM47 148H49V149H47ZM83 148V149H82ZM187 148H189V150L187 149ZM229 148H232V149H230L231 151H232V153L235 155L236 154V156H238L237 157V159H240V160H236L235 158L236 157H234V155L232 154V156L230 155V153H229ZM241 150H240V149ZM251 148H253V149H251ZM72 149V150H71ZM75 149H77V150H75ZM199 149V150H198ZM204 149V150H203ZM237 149L239 150V151H237ZM5 150V151H4ZM7 150V151H6ZM59 150H60V152H59ZM243 150V152H241V155L244 153H246L245 155L243 154V156H240V151H242ZM247 150H250V151H247ZM253 150V151H252ZM9 151V152H8ZM55 151H57V153L55 152ZM64 151V152H63ZM70 151H72V152H70ZM82 151V152H81ZM86 151V150H85ZM150 151V150H149ZM8 152V153H7ZM53 152V153H52ZM66 152V153H65ZM195 152V153H194ZM213 152H214V155H217V157L216 156H210V155H212L213 154ZM228 152V153H227ZM234 152H239L238 154L237 153H234ZM7 153V154H6ZM52 153V154H51ZM148 153L150 154L151 153V159L149 160V159H147L148 157H147V155H148ZM179 153V154H178ZM209 153H211V154H209ZM55 154H57V155H55ZM65 154V155H64ZM74 154H75V156L76 157H78V158H76L75 156H74ZM108 154H110V153H108ZM146 154V155H145ZM153 154V155H152ZM225 154H227V156L229 157H231L233 160H236L237 162H239L240 164H239V166L241 167V169H240V167L238 166V167H234L233 165H235L236 164V166L238 165L237 163H236V161H234L235 162V164H233L232 162V159H231V161H230V159H226L225 157H227ZM46 155V156H45ZM53 155V156H52ZM54 155H55V157H54ZM156 157H155V156ZM160 155V154H159ZM174 155V156H173ZM178 155V156H177ZM182 155V156H181ZM198 155H200V156H198ZM42 156H45L46 157V159H45V157H43L44 159H40ZM49 158H48V157ZM63 156V157H62ZM162 156H166V155H162ZM169 156V157H168ZM170 156H172L171 158H170ZM241 158H240V157ZM246 156V157H247ZM52 157H54V158H52ZM62 157V158H61ZM174 157V158H173ZM178 159H176V158ZM178 157H182L181 159L180 158H178ZM201 157H203V158H201ZM213 157V158H212ZM229 157V158H230ZM39 158V159H38ZM152 158H155V159H152ZM174 160H173V159ZM206 158V159H205ZM211 158H212V161H210L211 160ZM216 158V159H215ZM225 158V159H224ZM3 159L4 160H6V161H3ZM147 159V160H146ZM214 159V160H213ZM242 159H244L243 160V162H242ZM246 159V160H245ZM250 159V160H249ZM7 160H9V162L7 161ZM20 160H22L21 162H20ZM65 160V161H64ZM159 160V161H158ZM170 160H171V162H170ZM181 160V161H180ZM199 160V161H198ZM202 160V161H201ZM216 160V161H215ZM226 160V161H225ZM11 161H12V163H11ZM74 161H76V162H74ZM128 161V160H127ZM154 161H156V163L154 162ZM174 161V164L172 163ZM184 161V162H183ZM186 161H188V162H186ZM192 161V162H191ZM194 161V162H193ZM208 161H209V163H210V165H206V164H204V163H208ZM215 161V162H214ZM228 161V162H227ZM16 162V163H15ZM63 162V163H62ZM73 162V163H72ZM105 162H107V161H105ZM159 162V163H158ZM212 162V163H211ZM214 162V163H213ZM224 162H227L228 164H227V166L226 165H224V164H226V163H224ZM242 162V163H241ZM10 163V164H9ZM14 163V164H13ZM18 163V164H17ZM22 163H23V165H22ZM144 163H146V164H144ZM155 163V164H154ZM208 163V164H209ZM27 164V165H26ZM30 164H32V165H30ZM68 164V165H67ZM73 164H75L76 165V167L78 168V170H76V169H73V168H75V165L73 166ZM149 164V165H148ZM151 164H153V165H151ZM158 164V165H157ZM159 164H160V166H161V168H159L160 166H159ZM197 164V165H196ZM200 164V165H199ZM231 164H232V166L235 168H233L232 166H231ZM164 165V166H163ZM170 165H171V168H170ZM174 165V166H173ZM19 166V167H18ZM73 166V167H72ZM187 166H189V167H187ZM203 168H202V167ZM211 167V168H208V167ZM213 166V167H212ZM228 166H231V167H229L230 169H228ZM243 166V165H242ZM59 167V168H58ZM72 167V168H71ZM112 167V168H111ZM172 167L174 168V169H172ZM179 167V168H178ZM205 167L207 168V169H205ZM30 168V169H29ZM33 168V169H32ZM110 168V169H109ZM175 168H177V172H178V175H177V173H176V169ZM184 169L183 171L184 172H182V169ZM191 168H192V170H194L193 171V174H194V177H192L193 176V174H192V170H191ZM202 168V170H198V169H201ZM244 168V169H243ZM108 169V170H107ZM167 169H169L168 170V172H167ZM179 169H181L180 171L181 172H179ZM208 170L209 169V171H204V170ZM225 169V170H226ZM234 169V170H233ZM110 170V171H109ZM166 170V171H165ZM185 170H187V171H185ZM197 170V171H196ZM211 170V171H210ZM224 170V171H225ZM55 171V172H54ZM109 173H108V172ZM173 171H175L174 173H173ZM188 171H190L189 173H188ZM202 173H201V172ZM206 172V173H204V172ZM19 172V173H18ZM33 172H34V174H33ZM112 172H114V173H112ZM194 172H196V173H194ZM199 172H200V174H199ZM24 173V174H23ZM27 173V174H26ZM73 173H75L74 175H77L78 173H79V175L75 178L74 177V175H73ZM77 173V174H76ZM83 173V175L81 176V174ZM89 173V174H88ZM102 173V174H101ZM107 173V174H106ZM179 173H181V174H179ZM97 174H98V176H97ZM191 174H192V176H191ZM196 174H198V179H195L196 177H197V175ZM202 174V175H201ZM204 174H206L205 176H208V178L207 177H205L204 176ZM71 175H73V176H71ZM114 175V176H113ZM184 175H182V177L184 176ZM187 175V176H188ZM196 175V176H195ZM210 175H211V177H210ZM37 176V177H36ZM106 176V177H105ZM110 178H109V177ZM114 177L115 178V180H112V179H114V178H112V177ZM200 176H202V178L203 177H205L203 180H204V182H203V180H201V177ZM43 177V178H42ZM46 177V178H45ZM72 177L74 178V181L72 180ZM105 177V178H104ZM49 178V179H48ZM62 178H64V179H62ZM67 178V179H66ZM90 178V180H93V178L91 179ZM194 179V180H192V179ZM219 178V179H218ZM226 178V179H225ZM233 178V179H232ZM239 178V177H238ZM60 179H62V181H64L65 179V181H64V183L63 182H61V180ZM191 179V180H190ZM232 179V180H231ZM235 179V180H234ZM240 180V182H241V178H239ZM59 180V181H58ZM108 180H105L106 181V183H110ZM199 180H201V182L199 181ZM210 180V181H209ZM219 180V181H218ZM71 181V182H70ZM115 181V182H114ZM129 181H131L130 183L131 184H133L134 183V187H140L141 185H142V183L140 184L139 182L137 183V181H135V180H129ZM128 181V182H129ZM135 181V182H134ZM191 181V182H190ZM192 181H194V184H193V182ZM195 181H197V182H195ZM199 181V182H198ZM216 181V182H215ZM223 183H222V182ZM230 181H232V183H234L235 184V182H236V184L238 185V186H234V184H231V182ZM234 181V182H233ZM62 183V184H65L64 186H63V188H66V187H68V188H66V190L67 191H73L74 189H73V185H76V187H78V188H81V187H83L84 188V186H85V188H88V190L90 191V192H88V194H87V196L86 195H84V196H80V197H77L76 195H68L67 197H54V196H50V195H45V193L46 192H44V190H49V189H52V190H56V189H58V188H60L61 186H59V185H61L60 183ZM68 182V183H67ZM82 182V183H81ZM128 182H122L124 185H130V184H128ZM133 182V183H132ZM208 182H210V183H208ZM211 182L213 183V184H211ZM221 184H220V183ZM67 183V184H66ZM77 183V184H76ZM83 183H84V186H83ZM119 183V182H118ZM122 183H120L119 185H120V187H121V185L123 186V184ZM126 183V184H125ZM135 183L137 184V186H135ZM207 183V184H206ZM216 183V184H215ZM87 184V185H86ZM138 184H140L139 186H138ZM186 184V183H185ZM210 184H211V186H210ZM215 184V185H214ZM219 184V185H218ZM77 185H80V186H77ZM118 185V184H117ZM192 186V187H190V186ZM206 185H209V187L207 186L206 187ZM215 186V187H213V186ZM224 185H222V187H225V188H227L228 189V186L226 185V186H224ZM87 186V187H86ZM130 186H132V185H130ZM8 187V188H7ZM92 187V188H91ZM119 187V188H120ZM133 187V186H132ZM201 187V188H200ZM238 187V188H237ZM62 188V187H61ZM69 188H70V190H69ZM72 188V189H71ZM77 188V189H78ZM121 188H123V189H120L121 191H123L125 188L124 187H121ZM199 188V189H198ZM203 188V189H202ZM205 188L208 190V192H206L207 190H205ZM211 188H213V189H211ZM41 189V190H40ZM44 189V190H43ZM82 189V188H81ZM92 191H94V192H92ZM195 189V190H194ZM196 189H197V191H196ZM228 189V190H229ZM38 190H40V192L42 193H38L39 191ZM98 190V191H97ZM200 190V191H199ZM35 191H37V192H35ZM179 193H178V192ZM99 192V193H98ZM44 193V194H43ZM171 193V194H170ZM212 193H214V192H212ZM14 194V195H13ZM90 194H92V195H90ZM107 196H106V195ZM110 194V195H109ZM118 194V195H117ZM122 194V195H121ZM170 194V195H169ZM176 194H174V197H175V195ZM183 194H181V196L183 195ZM21 195V196H20ZM101 195H103V196H105L104 198H103V196H101ZM109 195V196H108ZM113 195H115V196H113ZM117 195V196H116ZM139 195H140V198H139ZM5 196V197H4ZM16 196V197H15ZM118 196H120V197H118ZM125 196V197H124ZM128 198H127V197ZM131 196V197H130ZM170 196V197H169ZM200 196V195H199ZM44 197V198H43ZM142 197H144L143 198V200H142ZM146 197V198H145ZM160 197V198H159ZM167 197H168V199H167ZM123 198H127V199H123ZM131 198V199H130ZM134 198V199H133ZM172 198V199H171ZM35 199V200H34ZM68 199V200H67ZM77 199V200H76ZM129 199H130V201H129ZM137 199V200H136ZM163 199V200H162ZM170 199V200H169ZM3 200V201H2ZM147 200V201H146ZM151 200L153 201V202H151ZM155 200V201H154ZM199 200V201H198ZM5 201V202H4ZM90 201V202H89ZM163 201V202H162ZM165 201V202H164ZM44 202V203H43ZM46 202V203H45ZM77 202V203H76ZM102 202V203H101ZM151 202V203H150ZM167 202V203H168ZM175 202V203H174ZM186 202V203H185ZM192 202H190V203H188V206H189V204L190 205H192ZM203 202H205L204 201V199H203ZM41 203V204H40ZM80 203V204H79ZM150 203V204H149ZM164 203V204H163ZM194 203H193V205H194ZM202 203V202H201ZM13 204V205H12ZM72 204V205H71ZM101 204V205H100ZM124 204V205H123ZM178 204V205H177ZM180 204V205H179ZM39 205V206H38ZM79 205V206H78ZM96 205V206H95ZM148 205H149V207H148ZM230 205H232L231 203H230ZM36 206V207H35ZM41 206V207H40ZM61 206V207H60ZM83 206V207H82ZM128 209V210H126V209H123V208H125V207ZM140 206H142V207H140ZM146 207L147 206V208L146 209H144L143 207ZM107 209H106V208ZM134 209H133V208ZM137 207H139L140 208V210H143V212H141L140 213V210H139V208H137ZM10 208V209H9ZM116 210H115V209ZM142 208V209H141ZM46 209V210H45ZM48 209V210H47ZM66 209V210H65ZM109 209V210H108ZM111 209V210H110ZM113 209V210H112ZM149 209V210H148ZM29 210V211H28ZM95 210V211H94ZM100 210V211H99ZM107 210V211H106ZM119 210V211H118ZM125 210V211H124ZM131 210H133L132 212H131ZM146 210H148V211H146ZM77 211V212H76ZM121 211V212H120ZM123 211V212H122ZM126 211H129L128 212V214H127V212ZM136 211V212H135ZM144 211H146L145 213H144ZM151 211H154V213H152ZM131 212V213H130ZM148 212V213H147ZM151 212V213H150ZM179 212H180V214H179ZM101 213V214H100ZM117 213V214H116ZM118 213H119V216H118ZM123 213V214H122ZM171 214V215H169V214ZM196 213V214H195ZM115 214H116V216H115ZM179 214V215H178ZM182 214V215H181ZM183 214L184 215H187L186 217L185 216H183ZM195 214V215H194ZM64 215V216H63ZM70 215V216H69ZM130 215V216H129ZM133 215V216H132ZM188 215H189V217H191L190 219H192L193 218V220H191L190 221V219L189 218H187L188 217ZM198 215H201L202 216V218H201V216H198ZM234 215H236V216H234ZM162 216V217H161ZM194 216V217H193ZM222 216V217H223ZM234 216V217H233ZM54 217V218H53ZM124 217V218H123ZM130 217V218H129ZM137 217H139V218H137ZM175 217V218H174ZM187 219H185V218ZM63 218V219H62ZM73 218V219H72ZM83 218V219H82ZM102 218V219H101ZM123 218V219H122ZM132 218V219H131ZM171 218V219H170ZM247 218V219H246ZM59 219V220H58ZM70 219V220H69ZM80 219V220H79ZM238 219V220H237ZM249 219V221H246V220H248ZM62 220H64V221H62ZM79 220V221H78ZM82 220V221H81ZM95 220V221H94ZM110 220V221H109ZM175 220V221H174ZM227 220L230 222V223H228L227 222ZM244 220V221H243ZM66 221H68L67 222V224H66ZM74 222V223H71V222ZM78 221V222H77ZM85 221V222H84ZM166 221V222H165ZM203 221V222H202ZM77 222V224H75ZM82 222V223H81ZM130 222V223H129ZM144 222V223H143ZM168 222V223H167ZM190 222L192 223V225L194 226H192L191 224H190ZM194 222V223H193ZM246 222V223H245ZM124 223H126L125 225H123ZM187 223V224H186ZM190 225H189V224ZM202 223V224H201ZM2 224V225H1ZM52 224V225H51ZM70 224H72V226L70 225ZM74 224V225H73ZM93 224V225H92ZM230 226H229V225ZM11 225V226H10ZM60 225V226H59ZM123 225V226H122ZM127 225V226H126ZM233 225V229L231 228V226ZM237 225V226H236ZM245 225V226H244ZM122 226V227H121ZM125 226V228H123ZM187 226L189 227V229L187 230ZM240 226V227H241ZM90 227V228H89ZM191 227V228H190ZM204 227V228H203ZM209 228V230H207L208 228ZM221 227H222V229H221ZM228 227H229V230H228ZM62 228V229H61ZM65 228V229H64ZM131 228V229H130ZM193 228V229H192ZM237 228V229H236ZM18 229V230H17ZM48 229V230H47ZM124 230V229H126L127 231H125L124 230V232L122 231V230ZM133 229V230H132ZM158 229V230H157ZM223 229L225 230L226 229V231H223ZM237 231H236V230ZM153 230V231H152ZM191 230L193 231L192 233H191ZM220 230H222V231H220ZM4 231V232H3ZM70 231V232H69ZM115 231V232H114ZM123 232V235H122V232ZM128 231L130 232H132V233H128ZM186 231V232H185ZM209 231V232H208ZM214 231V233H212V232ZM217 231V232H216ZM241 231H245L244 232V237H247V236H249L248 238H250V240H252V241H250L251 243L253 242L254 244H256V245H254L253 243V245L252 246H255V248L254 247H249L248 245H249V243L246 241H241V240H243V238L244 237H242V235H243V233L241 234ZM11 232V233H10ZM42 232V233H41ZM125 232H127V233H125ZM172 232V233H171ZM202 232V233H201ZM207 232L208 233H210V234H213L212 236L214 237V238H212V236L210 235V234H207ZM222 234H221V233ZM48 233V234H47ZM70 233V234H69ZM74 233V234H73ZM95 233V234H94ZM174 233V234H173ZM177 233V234H176ZM190 233V234H189ZM205 233V234H204ZM216 233V234H215ZM220 233V234H219ZM14 234V235H13ZM124 234H130V236L128 237V236H126V235H124ZM132 234V235H131ZM137 234V235H136ZM140 234V235H139ZM186 234V235H185ZM219 234V235H218ZM241 234V235H240ZM75 235V236H74ZM79 235V236H78ZM89 235V236H88ZM176 235V236H175ZM187 235H189L190 237H188ZM210 235V236H209ZM221 235V236H220ZM223 235V236H222ZM225 235H227V236H225ZM232 235V236H231ZM238 235H240L239 237H240V239H239V237H235V236H238ZM41 236V237H40ZM74 236V237H73ZM88 236V237H87ZM92 236V237H91ZM96 236V237H95ZM100 236V237H99ZM112 236V237H111ZM116 236H118V237H116ZM161 236V237H160ZM186 236V237H185ZM220 238H222L221 240L219 239V237ZM89 237H91V238H89ZM126 237H128V238H126ZM192 237V238H191ZM210 237V238H209ZM218 237V238H217ZM231 237H234V239L233 240H230L231 239ZM252 237V238H251ZM115 238L117 239L116 241H115ZM184 238H185V240H184ZM191 238V240H188V239H190ZM196 238V239H195ZM207 238H209L210 240H212V242H217L216 244H214V243H212L211 244V241L209 240V239H207ZM216 238V239H215ZM223 238H224V240H225V242H223L224 240H223ZM226 238L229 240L228 242L229 243H227V241H226ZM230 238V239H229ZM237 238V239H236ZM14 239V240H13ZM81 239V240H80ZM127 239V240H126ZM128 239H129V242H128ZM131 239H133V240H131ZM238 239L241 241V243L243 244V242H245L246 243V246H245V243L243 244L246 248H247V246H248V248L250 249V250H248V248H247V251L245 252V247L242 245V244H240V241H238ZM30 240V241H29ZM91 240V241H90ZM184 240V241H183ZM188 240V241H187ZM209 242H208V241ZM220 240V241H219ZM223 240V241H222ZM235 240V241H234ZM236 240H237V242H236ZM78 241V242H77ZM108 241V242H107ZM222 241V242H221ZM35 242V243H34ZM97 242V243H96ZM150 242V243H149ZM218 242H221V244L220 243H218ZM230 242H233L232 244H230ZM238 242H239V244H238ZM115 243V245H113ZM156 243V244H155ZM110 244V245H109ZM248 244V245H247ZM257 244H259V245H257ZM244 247H242V246ZM23 246V247H22ZM78 246V247H77ZM101 246V247H100ZM116 246V247H115ZM160 246V247H159ZM199 246V247H198ZM257 246V247H256ZM66 247V248H65ZM108 247V248H107ZM114 247V248H113ZM241 247H242V249H241ZM259 247H260V249H259ZM119 248V249H118ZM189 248V249H188ZM56 249H58V250H56ZM67 249V250H66ZM164 249V250H163ZM241 249V250H240ZM244 249V250H243ZM53 250V251H52ZM171 250V251H170ZM252 250V251H251ZM255 250V251H254ZM259 250H261V252H259ZM263 250V251H262ZM60 251V252H59ZM111 251H112V253H111ZM119 251V252H118ZM235 251V252H234ZM244 251V252H243ZM250 252V253H247V252ZM254 251V252H253ZM118 252V253H117ZM144 252V253H143ZM166 252V253H165ZM171 252V253H170ZM188 253V254H187ZM231 253V254H230ZM252 253H254V256L252 257ZM261 253H263V254H261ZM43 254V255H42ZM110 254L112 255V257L110 256ZM241 254H243V255H241ZM248 255V256H251L252 258H254V259H251L250 257H248V256H246V255ZM55 256V257H54ZM177 256V257H176ZM110 257V259L108 260V258ZM126 257V258H125ZM243 257H245V258H243ZM248 257V258H247ZM256 257V258H255ZM66 258V259H65ZM83 258V259H82ZM251 259V261H250V259ZM89 259V260H88ZM161 259V260H160ZM221 259H222V261H224V262H222L221 261ZM237 259V260H236ZM241 259H243V260H241ZM258 259H259V257H258ZM263 259V258H262ZM52 260V261H51ZM71 260V261H70ZM260 260V259H259ZM107 261H110L111 263H109V262H107ZM219 261H221V263L219 262Z\"/></svg>",
	"mask_w": 264,
	"mask_h": 264
}]
</instances>
